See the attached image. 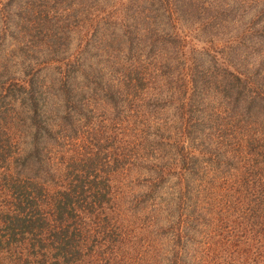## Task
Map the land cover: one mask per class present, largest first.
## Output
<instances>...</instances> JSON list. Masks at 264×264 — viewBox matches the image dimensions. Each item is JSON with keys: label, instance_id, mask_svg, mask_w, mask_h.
I'll return each mask as SVG.
<instances>
[{"label": "trees", "instance_id": "obj_1", "mask_svg": "<svg viewBox=\"0 0 264 264\" xmlns=\"http://www.w3.org/2000/svg\"><path fill=\"white\" fill-rule=\"evenodd\" d=\"M31 1L36 17L44 18L45 31L55 32L63 46L74 39L59 53L63 58L57 51L44 52L36 71L27 72L21 83L7 82L0 94V264H264V136L258 137L259 126H264V77L235 72L229 84L214 86L216 101L190 94L191 84H186L183 91L188 100L181 118L188 119L183 125L188 129L179 144L185 154L181 151L183 159L168 167L167 159L158 155L161 129L151 134L149 126L134 145L139 153L136 162L110 133L102 132L106 149L90 155L95 146L85 144L88 138H81V131L94 137L101 133L100 123L114 122L116 129L129 125V118L118 123L122 120L119 102H126L131 111L139 97H129L132 91L148 88L144 69L134 73L133 57L142 55L133 56L131 47L143 39L146 30L139 26L150 22L127 23L138 14L132 5L137 0H104L110 3L108 15L102 13V4L97 10L100 0ZM142 4L157 21L177 13L176 0H143ZM262 20L259 11L253 27ZM96 28L110 30L111 38L117 34L119 47L114 54L97 48L105 36L96 40ZM257 31L252 38L257 35L264 41V25ZM160 35L169 39V34ZM74 41L84 45L77 47L71 61ZM143 60L138 64L149 70L147 57ZM144 100L148 108L157 109L156 99ZM99 104L112 116L96 112ZM216 108L222 110L213 116ZM94 126L97 129L91 132ZM69 144L89 156L66 158ZM135 167L141 174L130 179ZM119 176L125 178L123 182ZM123 185L137 190L122 194L118 189ZM165 185L179 190L171 204L178 202L179 212L189 209L186 217L178 215L181 228L168 235L171 246L152 232L133 251L121 202L126 199L148 212L167 191ZM214 197L220 199L213 203ZM148 215L151 228H164L158 215ZM83 220H93L95 226L80 231ZM158 245H163L160 252L155 250ZM104 248L111 252L105 255ZM119 251L128 259L115 257L113 253Z\"/></svg>", "mask_w": 264, "mask_h": 264}, {"label": "rangeland", "instance_id": "obj_2", "mask_svg": "<svg viewBox=\"0 0 264 264\" xmlns=\"http://www.w3.org/2000/svg\"><path fill=\"white\" fill-rule=\"evenodd\" d=\"M126 1L122 0V2ZM142 3L143 0L132 2V5H135L133 12L137 10L138 14L132 15V20H128L127 23L130 22L133 24L134 19L150 22L144 24V26H139L140 30H146L142 35L143 39L134 41L131 47L133 56L137 53L142 55L141 59L133 57L132 62L137 65H134L137 69L134 73L137 71L138 75L140 70L144 69L145 73L148 74L146 77V80L149 82V85L147 84L148 88L145 91L140 90V93L131 90L132 93L129 97L137 98L134 96L139 95L135 104L132 105L133 108L131 111L128 109L129 106L126 102H119V108L121 110L120 117L122 120L117 121L121 124L126 118H129V125L125 123L123 127L118 126L116 129V125H113L114 122L106 121L105 123H100L98 126L101 130L100 135L96 134L92 137L90 132L83 130L81 131V138L84 136L88 138L85 144L91 143L95 146L90 155L97 156L101 154V149H104V147L106 149V144L102 142L105 140L101 141L103 136L102 132L104 134L110 133L116 138V142L119 144L118 146L124 144V147H127V151L132 153L131 161L136 162V159H139V153H136L133 148L134 145L140 143L139 141L143 138L144 132L148 130V126L151 134L153 131L161 129L163 134V139L161 140L163 141L158 155L167 159L165 166L168 167L171 162H179L183 159V155L180 153L181 151L185 154L179 148V144L182 141V134L186 133L188 129L183 126L188 119L181 118L184 114L181 109L188 100L183 91L186 84H189V82L191 84V89L187 91L190 94L198 93L197 96L204 100L216 101L218 94L214 86L221 83L223 85L225 83L229 84V81L234 79L233 75L235 72H241L245 76L252 75V77H256L257 75L264 77V41H261L257 35L252 38L254 33L258 32L257 30L261 29L264 25V0H176L177 13H174L170 19L161 18L158 21L157 16L153 17V12L150 14L147 9L145 10ZM101 4L102 13L105 15L111 14V12H106L110 3L100 0L97 10H99ZM259 11H261L263 20L259 23L260 25L258 27L254 28L253 21L257 19ZM35 12L36 7L32 5L31 0L0 1V94L6 88L7 82L11 84L12 81L14 82L16 80L21 83L27 72L32 70L36 71L43 61L42 54L44 52L55 53L57 51L58 56L67 44L73 43L72 39L74 38L63 46V42L56 40L58 37H56L55 32L51 33V30L45 31L46 28H43L45 22L42 21L44 18L36 17L38 13ZM121 12L118 11V14L122 18ZM50 13L53 17L52 11ZM99 15L102 14L100 13ZM30 20H32V23H28ZM155 24H159L157 25L159 29L156 28ZM94 31L95 33L93 35L98 41L102 36H105L104 42L101 44L98 43L97 48L101 47V49L103 48L102 51L114 54V51L119 47L116 41L117 34L111 38L110 30H108L109 32H105L104 30L96 28ZM41 32H43L42 35H40ZM160 33L169 34V39L161 36ZM106 39H108V42H105ZM150 42H152L151 45ZM83 45L84 41L75 42L73 48L69 51L72 58H70L71 61L76 57L77 47L80 46L79 48H83ZM92 46L95 47V45ZM146 57L149 63L146 65H148L149 70L146 67L144 68V66L141 68L140 65ZM58 58H63V56L60 55ZM121 58L123 61L122 56ZM120 64H122L121 61ZM38 78L41 80L42 75L38 74ZM145 97L156 99L159 103L156 106L157 109H154V107L148 108L146 106L148 105V101L142 102ZM156 100L150 102L153 103ZM218 104L220 105V103L216 104L217 107L219 106ZM96 109V112L101 114L106 113V117L112 116L111 111H108V108H104L101 104ZM195 110L197 111L198 109L195 108ZM220 110L222 109L216 108L213 116L219 113ZM139 111L141 113L138 114L137 112ZM96 129L97 126H94L90 131L94 132ZM258 131L262 133L258 135L259 138L264 136L263 125L259 126ZM187 133L190 134L191 129ZM195 136H197L196 141H199L198 133H195ZM93 138H96L97 141H93ZM75 143L77 142L73 140V144ZM76 147L78 148V145ZM184 147L187 148L186 145ZM67 149L66 158L69 159H76L77 156H80V158L89 156L83 148L77 151L72 144H69ZM107 150L109 149L107 148ZM131 173L129 175L130 179L139 176L141 171H139L138 167H135ZM170 174L172 175V173ZM118 179H121L123 182L125 178L119 176ZM121 180H117V182ZM167 188L169 187L166 186L165 189ZM118 190L122 194H126V191H130L132 194L137 189L133 190L123 185ZM178 191L176 185H173L170 190L167 189L162 194L161 200L159 202L157 201L154 204L155 206L149 207L148 212L146 208L142 209V207L131 205L126 199L121 202V208L125 212L124 216L127 215L122 220L125 222L129 237H132L129 241V246L133 248V251H136L137 245L140 242L143 245L152 232H157L167 240L164 245H172L170 244V237L168 235L178 230L176 227L178 226L179 213H182L186 217L185 210L187 209L189 211L185 207L180 208L179 212L177 210L179 203L177 202L175 206L171 204L172 197L174 196L175 198L177 195L175 193ZM212 199V202L216 203L214 199H220V197H214ZM187 206L193 207L191 203ZM214 206L216 207V204ZM150 212L159 216V222L164 228L154 230L150 227L153 225V222L150 223L149 221L148 214ZM109 217L112 218L114 216L109 215ZM119 219H121L120 215ZM81 224H83V227H80V231L81 229L86 230L87 227L95 226L93 220H83ZM162 246L160 247L158 245L159 248L157 247L158 249L155 248V250L158 252L162 251ZM105 250V248L102 250L105 255L111 252L110 249ZM124 253L119 251L118 254L115 252L113 254L115 257H122L124 261L129 257H123ZM218 261L222 263V260Z\"/></svg>", "mask_w": 264, "mask_h": 264}]
</instances>
